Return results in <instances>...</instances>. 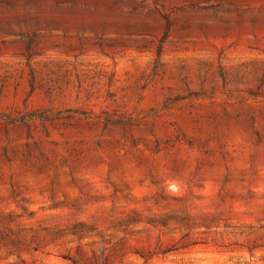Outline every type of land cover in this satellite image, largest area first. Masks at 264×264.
<instances>
[{
	"label": "rangeland",
	"instance_id": "rangeland-1",
	"mask_svg": "<svg viewBox=\"0 0 264 264\" xmlns=\"http://www.w3.org/2000/svg\"><path fill=\"white\" fill-rule=\"evenodd\" d=\"M0 264H264V0H0Z\"/></svg>",
	"mask_w": 264,
	"mask_h": 264
}]
</instances>
